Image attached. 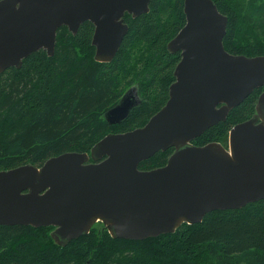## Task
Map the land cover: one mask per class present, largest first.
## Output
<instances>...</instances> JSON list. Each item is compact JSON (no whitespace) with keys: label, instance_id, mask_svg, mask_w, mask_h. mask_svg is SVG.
I'll use <instances>...</instances> for the list:
<instances>
[{"label":"water","instance_id":"95a60500","mask_svg":"<svg viewBox=\"0 0 264 264\" xmlns=\"http://www.w3.org/2000/svg\"><path fill=\"white\" fill-rule=\"evenodd\" d=\"M150 0H0V73L30 54L54 52L56 32L94 27V60H112ZM185 24L167 43L179 53L163 107L140 128L109 133L89 153L66 152L41 166L0 171V225L53 227L59 247L101 226L113 239L144 240L201 222L215 210L264 199V90L254 113L228 133L226 144L192 141L224 121L264 87V56L231 55L223 47L227 16L213 0H184ZM139 103L135 88L104 114L118 124ZM173 149L165 165L139 163Z\"/></svg>","mask_w":264,"mask_h":264},{"label":"trees","instance_id":"16d2710c","mask_svg":"<svg viewBox=\"0 0 264 264\" xmlns=\"http://www.w3.org/2000/svg\"><path fill=\"white\" fill-rule=\"evenodd\" d=\"M183 1L150 0L147 13L125 14L128 30L110 62L94 60V27L84 22L75 34L57 30L51 56L39 50L0 73V171L39 167L66 152L89 153L109 133L143 127L163 107L174 81L180 55L168 52L167 43L185 24ZM213 2L227 16L225 51L264 56V0ZM132 86L139 103L124 120L108 124L104 114ZM263 90L255 89L192 144L225 145L229 131L251 118ZM172 153L158 151L138 168L161 167ZM52 230L0 225V264H264V199L211 211L199 223L144 240L113 239L97 226L59 247Z\"/></svg>","mask_w":264,"mask_h":264},{"label":"rangeland","instance_id":"374dc122","mask_svg":"<svg viewBox=\"0 0 264 264\" xmlns=\"http://www.w3.org/2000/svg\"><path fill=\"white\" fill-rule=\"evenodd\" d=\"M249 1H254L255 4L258 5V4H261L263 0H245V4H248ZM132 87H134V86H132ZM130 88H131V87H130ZM128 89H129V88H127V90H128ZM252 257H253L252 255H250V254L248 255V258H252Z\"/></svg>","mask_w":264,"mask_h":264},{"label":"flooded vegetation","instance_id":"af4514ba","mask_svg":"<svg viewBox=\"0 0 264 264\" xmlns=\"http://www.w3.org/2000/svg\"><path fill=\"white\" fill-rule=\"evenodd\" d=\"M229 54H231V53H229ZM231 55H237V54H231ZM131 88H135V87H131ZM130 89V88H129ZM136 89V88H135ZM127 91V90H126ZM137 92V91H136ZM124 95V94H123ZM137 96H138V94H137ZM139 98V97H138Z\"/></svg>","mask_w":264,"mask_h":264},{"label":"bare ground","instance_id":"6f19581e","mask_svg":"<svg viewBox=\"0 0 264 264\" xmlns=\"http://www.w3.org/2000/svg\"><path fill=\"white\" fill-rule=\"evenodd\" d=\"M141 170V169H140Z\"/></svg>","mask_w":264,"mask_h":264}]
</instances>
